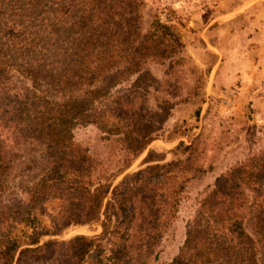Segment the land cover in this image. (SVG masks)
Listing matches in <instances>:
<instances>
[{
  "label": "trees",
  "instance_id": "trees-1",
  "mask_svg": "<svg viewBox=\"0 0 264 264\" xmlns=\"http://www.w3.org/2000/svg\"><path fill=\"white\" fill-rule=\"evenodd\" d=\"M143 8L144 0H0V85L16 70L35 88L0 92V127L45 147L25 198L4 202L15 159L0 141V264H160L157 249L178 220L187 188L212 170L197 165V141L180 142L170 150L172 160L139 170L133 186L125 185L131 178L126 175L111 190L130 163L125 159L128 165L106 175L101 156L73 135L78 125L96 126L106 141L122 142L134 159L170 118L176 105L160 95L164 70L185 46L175 28L159 20L145 31ZM125 83L131 84V97L157 101L152 119L132 101L126 111L118 98ZM199 116L200 108L196 120ZM115 118L119 123L113 125ZM248 129L254 145L260 140L256 125ZM263 184L264 144L250 148L245 160L198 194L195 215L170 264H264ZM110 190L100 235L30 247L39 240L23 244L15 234L16 226L55 198L63 208L55 222L58 234L91 227L101 220Z\"/></svg>",
  "mask_w": 264,
  "mask_h": 264
},
{
  "label": "rangeland",
  "instance_id": "rangeland-1",
  "mask_svg": "<svg viewBox=\"0 0 264 264\" xmlns=\"http://www.w3.org/2000/svg\"><path fill=\"white\" fill-rule=\"evenodd\" d=\"M223 1L225 0H144L145 31H149L152 23L159 20L175 28L185 49L183 55L180 54L165 68L164 73L168 75L163 79L164 91L162 90L160 94L161 97L165 95L166 100L176 106L159 131L156 140L140 156L134 159L133 155L127 156L122 142L106 141L104 139L106 134H100L96 126L78 125L73 134L76 143L88 145L91 152L101 156L102 168L106 175L117 174L121 167L130 163L128 169L113 182L111 190L126 175L131 178L125 185L133 186L135 184L132 175L136 172L148 165L172 160L170 150L180 142L191 145L193 141H197L200 149L197 165L212 170L187 188L189 197L182 202L178 220L165 233L160 248L157 249L160 264H170L182 247L186 224L195 215L198 207V194L211 187L215 179L234 163L245 160L250 148L258 150L264 144V124L253 120V110L248 108V89L244 88L243 82L233 85L225 82L227 86H220L216 81L218 69L225 64L227 58L217 53L216 45L219 40L211 38L212 32L209 30L214 26L213 21ZM221 7L223 9L221 12L227 9L224 8L225 6L221 5ZM157 70L154 66L153 72L162 75ZM225 75L227 76L224 79H228L229 74L225 73ZM120 87L118 98L122 100L126 111L131 101L136 109H140L143 115L150 118L149 114L159 110L157 101L153 98L148 99L147 96L140 95L131 97L130 83ZM27 88L35 90L33 82L13 70L9 73L5 84L0 85V92L22 94ZM184 100L186 102H183ZM199 108L200 116L196 120L195 113ZM119 119L115 118L113 125L118 124ZM250 125H256L257 137L260 139L254 145L251 143L252 139L248 138ZM15 135L12 130L0 127V141L5 142L7 150H12L15 159L7 190L3 196L4 202L25 198L24 190L33 180L36 165L45 149L40 144L22 140L21 137L19 139ZM168 139L172 140L168 141ZM95 176L98 177L97 174ZM262 189L264 191V184ZM111 190L103 200L101 220L91 227L73 226L58 234L55 222L61 216L63 208L59 203L60 200L55 198L45 202L42 210L34 217L16 226L15 234L23 244L39 240L38 245L30 247H38L51 240L69 241L78 235L90 237L100 235L104 232L103 222L108 213L107 203L110 200ZM55 196L57 194L53 195ZM117 220L118 217L115 216L113 222ZM246 230L252 233L248 224Z\"/></svg>",
  "mask_w": 264,
  "mask_h": 264
},
{
  "label": "crops",
  "instance_id": "crops-1",
  "mask_svg": "<svg viewBox=\"0 0 264 264\" xmlns=\"http://www.w3.org/2000/svg\"><path fill=\"white\" fill-rule=\"evenodd\" d=\"M221 5L227 8L223 12ZM221 5L209 30L219 40L217 53L227 58L218 69L217 84L243 82L253 120L264 124V0H225Z\"/></svg>",
  "mask_w": 264,
  "mask_h": 264
}]
</instances>
